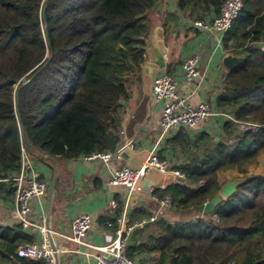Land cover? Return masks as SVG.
I'll list each match as a JSON object with an SVG mask.
<instances>
[{
	"label": "trees",
	"instance_id": "trees-1",
	"mask_svg": "<svg viewBox=\"0 0 264 264\" xmlns=\"http://www.w3.org/2000/svg\"><path fill=\"white\" fill-rule=\"evenodd\" d=\"M164 0H0V202L16 197L15 177L24 155L35 164L60 165L57 199L71 186L66 166L92 154L117 153L131 90L147 53L152 12ZM226 0H176L195 21L220 14ZM264 0H243L224 39L229 53L246 58L228 73L217 107L234 120L216 139L207 131L181 129L162 153L180 150L186 163L174 167L186 179L155 196L170 197L178 213L201 214L220 193L219 174L235 170L245 180L212 214L172 222L161 219L146 240L136 235L127 255L146 264H264V175L249 168L264 154ZM25 129L22 139L17 112ZM253 124L251 130L242 128ZM41 180V179H40ZM106 220L117 228L122 201ZM135 208L132 223L151 216ZM137 234V233H136ZM37 241L21 223L0 222V264H48L17 255ZM139 241H142L139 244ZM9 256L13 259H9Z\"/></svg>",
	"mask_w": 264,
	"mask_h": 264
},
{
	"label": "crops",
	"instance_id": "crops-1",
	"mask_svg": "<svg viewBox=\"0 0 264 264\" xmlns=\"http://www.w3.org/2000/svg\"><path fill=\"white\" fill-rule=\"evenodd\" d=\"M150 17L151 26L147 39L145 61L141 66L139 79L132 87L131 97L125 103L126 114L122 123L123 144L120 150L114 153V159L110 166L108 167L98 159L86 160L85 157L71 161L66 166L71 174V186L65 189L60 199H57V186L61 173L59 163L53 161L54 169H52L50 165L35 164L26 154L24 155V164L32 165L39 175V179L48 185L47 194L32 201L33 217L36 222L44 225L49 224L50 229L60 235H70L73 220L78 216L89 214L93 220V227L86 242L94 247L105 245L108 239L115 235V231L119 227V220L123 219L124 214L126 222L132 223L131 217L135 208L146 207L152 213L151 216L160 212L158 221L168 220L167 214L174 211L172 207L160 210L159 205L153 201L154 193L151 194L149 190L151 187L167 189L179 183L180 181L172 173L152 169L141 184L140 190L131 195L126 187L110 185L114 170L124 166L141 167L160 136V119L164 103L157 102L154 97L155 79L168 73L175 79L179 93L187 98L189 103L196 105L206 101L214 109L221 111L217 107L218 97L222 93L224 81L230 73L223 65L224 58L231 54L225 47V38L220 41L219 37L210 30L195 27L193 24L195 19L191 18L189 12L179 11L176 0H164L160 9L152 12ZM214 17L216 16L213 15L202 22L211 24ZM194 55L201 57V78L193 84H188L184 79L183 63ZM226 122L227 120L223 118L213 119L199 128L198 132L207 131L218 139L223 135V126ZM164 145L160 152L164 149ZM160 152L159 155H161ZM162 157L164 159L160 158V160L170 163L174 170H177L174 167L186 163V158L180 150L162 153ZM57 170L59 177L54 196L51 198L49 189L55 180ZM249 174L264 175V156L257 166L249 168ZM237 175L235 170L222 172L219 174V183L224 186L234 181ZM117 197L122 201L123 212L117 220V228L113 230L111 228L114 225L108 223L106 219L111 217L118 207ZM15 199L13 202H0V222L9 226L19 223L16 216ZM113 202H115L116 208L113 207ZM190 216L192 217L188 220L203 217L202 213H192ZM158 221L134 231L128 239V246L132 245L136 235L140 239L146 240L147 234L156 231ZM32 231L37 235V241L34 243L37 244L40 236L34 229ZM141 242L139 241V244ZM53 245L68 248L67 252H62L59 255L58 264H96L94 259L88 256V254L96 253L93 248L66 242L62 237L53 241ZM4 246L5 243L1 242L0 248ZM160 256L161 252H154L151 259L146 260V264L157 263ZM9 259H13V257L9 256ZM141 259L139 257L136 262L139 264Z\"/></svg>",
	"mask_w": 264,
	"mask_h": 264
},
{
	"label": "built area",
	"instance_id": "built-area-1",
	"mask_svg": "<svg viewBox=\"0 0 264 264\" xmlns=\"http://www.w3.org/2000/svg\"><path fill=\"white\" fill-rule=\"evenodd\" d=\"M243 8V0H226L220 10V14L214 17L211 24H205L202 21H194L195 27H201L210 30L217 35L220 41H223L227 33L232 29L234 22L238 19ZM264 50V42L259 44ZM201 57L194 55L189 57L183 63L184 79L188 84L195 83L201 78ZM153 93L157 102L164 103L160 119V136L154 145L153 150L146 159L145 163L139 168L128 166L121 167L112 172L110 185L113 187H126L130 195L140 190L141 184L152 169H157L165 173H172L178 181H184L185 175L172 168L170 163H164L159 158V152L167 140L173 138L178 131L184 129L191 134H196L199 128L206 125L213 119L223 118L227 121L234 120L233 117L224 111H217L206 101L196 105L189 103L188 99L183 97L178 90L175 79L168 73L158 76L153 84ZM253 124H244L242 128L251 130ZM86 160L98 159L108 167L114 159L111 152L92 154L85 157ZM16 182V216L26 229H34L40 236L39 243L31 245H22L17 250V255L31 260H46L48 264H58L59 255L67 252L66 247H56L52 245L55 241L53 235L62 237L66 242H74L81 246L93 248L96 253L88 254L93 258L96 264H138L127 255L128 239L130 235L143 229L151 223L158 221L160 212L149 218L135 223H127L125 214L123 219L119 220V227L115 235L110 237L105 245L94 247L86 242V238L93 227V220L89 214L76 217L71 225L70 235H60L46 225L39 224L33 217L32 201L44 197L48 192V185L39 179V175L32 165L24 164L21 172L15 177ZM153 194L155 188H149ZM160 210L170 209L172 200L167 197L163 200L152 195ZM116 208L115 202L112 203Z\"/></svg>",
	"mask_w": 264,
	"mask_h": 264
},
{
	"label": "water",
	"instance_id": "water-1",
	"mask_svg": "<svg viewBox=\"0 0 264 264\" xmlns=\"http://www.w3.org/2000/svg\"><path fill=\"white\" fill-rule=\"evenodd\" d=\"M245 62H246V58L245 57L229 54V55H227L224 58L223 65L225 66V68L229 72H234L240 66H242ZM29 82H30V80L29 81H25L21 85V87L17 90V92H16L17 112H18V118H19V123H20V128H21V134H22L23 141L25 140V129H24V126L22 124V121H21V118H20V114H19V111H18L19 92H20V89L22 87L26 86ZM123 104H125V102H123ZM58 177H59V171L57 170V175L55 177V180H54L53 184L51 185V187L49 189V196L51 198H53V196H54ZM244 181L245 180L243 178H238V179H235L234 181L222 186V188L220 190V193L218 195H216L214 198H212L210 201L206 202L205 204H203L200 207V210L202 211V213L203 214H212L216 210L218 205L222 202L223 199H228V198L232 197L237 192L238 187ZM0 208H1V203H0ZM46 226H47L48 229H50L49 224H47ZM52 245H53V243H52ZM53 247H54V245H53Z\"/></svg>",
	"mask_w": 264,
	"mask_h": 264
},
{
	"label": "rangeland",
	"instance_id": "rangeland-1",
	"mask_svg": "<svg viewBox=\"0 0 264 264\" xmlns=\"http://www.w3.org/2000/svg\"><path fill=\"white\" fill-rule=\"evenodd\" d=\"M264 156V154L260 157V159ZM259 159V161H260ZM255 166V165H253ZM257 166V164H256ZM252 167V166H251ZM237 172V171H236ZM257 172H259V170H257ZM238 173V172H237ZM250 175V174H249ZM243 178V175H241L240 173H238L237 178ZM235 180V179H234ZM192 216H190V214L184 213V214H179L175 211H171L167 214V219L172 221V222H180V221H187L188 218H191Z\"/></svg>",
	"mask_w": 264,
	"mask_h": 264
},
{
	"label": "bare ground",
	"instance_id": "bare-ground-1",
	"mask_svg": "<svg viewBox=\"0 0 264 264\" xmlns=\"http://www.w3.org/2000/svg\"><path fill=\"white\" fill-rule=\"evenodd\" d=\"M53 237H54V239H55V240H57V239H58V237H57V236H55V235H53Z\"/></svg>",
	"mask_w": 264,
	"mask_h": 264
}]
</instances>
